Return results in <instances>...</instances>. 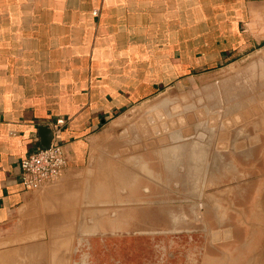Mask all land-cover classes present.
Wrapping results in <instances>:
<instances>
[{
	"label": "crops",
	"instance_id": "1",
	"mask_svg": "<svg viewBox=\"0 0 264 264\" xmlns=\"http://www.w3.org/2000/svg\"><path fill=\"white\" fill-rule=\"evenodd\" d=\"M263 46L264 0H0V228L85 222V196L96 206L124 195L119 214L132 212L133 163L151 152L116 171L103 133L129 106ZM41 126L59 129L67 166L58 187L26 190L20 160L41 146Z\"/></svg>",
	"mask_w": 264,
	"mask_h": 264
},
{
	"label": "rangeland",
	"instance_id": "2",
	"mask_svg": "<svg viewBox=\"0 0 264 264\" xmlns=\"http://www.w3.org/2000/svg\"><path fill=\"white\" fill-rule=\"evenodd\" d=\"M262 100L264 46L129 106L102 139L108 141L104 154L117 163L110 164L114 170L127 171L126 157L137 152L152 154L140 166L133 163L132 212L119 214L130 210L124 195L117 205L106 197L94 206L92 196L83 193L79 209L85 222L69 217L0 228V264H201L207 235L202 197L220 122ZM58 182L43 188L58 187ZM125 183L110 180L102 186L123 194ZM91 186L85 181L78 193ZM94 208L101 210L105 227H91Z\"/></svg>",
	"mask_w": 264,
	"mask_h": 264
},
{
	"label": "water",
	"instance_id": "3",
	"mask_svg": "<svg viewBox=\"0 0 264 264\" xmlns=\"http://www.w3.org/2000/svg\"><path fill=\"white\" fill-rule=\"evenodd\" d=\"M38 132L48 147L53 131ZM202 205L201 264H264V100L221 120Z\"/></svg>",
	"mask_w": 264,
	"mask_h": 264
},
{
	"label": "built area",
	"instance_id": "4",
	"mask_svg": "<svg viewBox=\"0 0 264 264\" xmlns=\"http://www.w3.org/2000/svg\"><path fill=\"white\" fill-rule=\"evenodd\" d=\"M56 128L48 147L38 146L20 160V181L26 190H39L58 181L67 166V156Z\"/></svg>",
	"mask_w": 264,
	"mask_h": 264
},
{
	"label": "bare ground",
	"instance_id": "5",
	"mask_svg": "<svg viewBox=\"0 0 264 264\" xmlns=\"http://www.w3.org/2000/svg\"><path fill=\"white\" fill-rule=\"evenodd\" d=\"M254 104V103H253ZM250 106V105H249ZM246 108V107H245ZM191 113V112H190ZM187 115V114H186ZM189 116V115H188ZM163 117V116H162ZM192 117V116H191ZM161 118V117H160ZM172 118V117H171ZM211 119V118H210ZM220 120V119H219ZM190 121H191V119H190ZM170 123V122H169ZM174 123V122H173ZM161 124V123H160ZM161 126V125H160ZM168 126V125H167ZM162 127V126H161ZM138 128V127H137ZM142 128H144L145 130H146V132H147V127H145V126H143ZM154 128V127H153ZM188 128V127H187ZM166 129V128H165ZM168 129V128H167ZM138 130V129H137ZM186 130V129H185ZM191 130V129H190ZM184 131V130H183ZM155 133V132H154ZM157 133V132H156ZM187 134V133H186ZM153 135V134H152ZM158 138V137H157ZM167 139V138H166ZM144 144V143H143ZM134 145V144H133ZM137 145V144H136ZM155 145V144H154ZM124 147H126V146H124ZM138 147V146H137ZM147 147V146H146ZM155 147V146H154ZM149 148V147H148ZM151 148V147H150ZM169 148H172L174 151H175V149L173 148V147H169ZM157 149V148H156ZM166 149H168V147L166 148ZM166 149H165V151H166ZM177 149H178V147H177ZM176 149V150H177ZM127 150V149H126ZM162 150V149H161ZM160 150V151H161ZM158 151H159V149H158ZM168 151H171V149L169 150L168 149ZM135 152V151H134ZM141 152V151H140ZM164 151H162L161 152V154L163 153ZM138 153V152H137ZM147 153V152H146ZM149 153V152H148ZM165 153H167V152H165ZM162 155H164V154H162ZM133 156H135V155H133ZM157 156H159V154L157 155ZM136 157H140V156H136ZM136 157H135V160H136ZM161 157V156H160ZM121 158V157H120ZM158 158V157H157ZM166 159V158H165ZM127 160V159H126ZM131 160V159H130ZM133 160V159H132ZM137 160H139L138 158H137ZM167 160V159H166ZM168 161V160H167ZM134 162V161H133ZM137 162V161H136ZM139 162H141L140 160H139ZM135 163V162H134ZM166 163V162H165ZM168 163V162H167ZM170 163V162H169ZM145 164V163H144ZM164 165V164H163ZM162 165V166H163ZM137 166V165H136ZM139 166H140V164H139ZM141 168V167H140ZM139 168V169H140ZM142 169H146V168H143V166H142ZM121 170V169H120ZM119 170V171H120ZM149 170V169H148ZM117 171V170H116ZM115 171V172H116ZM118 171V172H119ZM145 171V170H144ZM146 173H147V171H145ZM149 173V172H148ZM150 173H151V171H150ZM119 174L121 175V173L119 172ZM123 174V173H122ZM157 174H159V173H157ZM149 175H151V174H149ZM122 176V175H121ZM128 176V175H127ZM133 176V175H132ZM152 176V175H151ZM129 178V177H128ZM155 179V178H154ZM136 180V179H135ZM157 181H158V179H156ZM128 181H130V180H128ZM133 183V182H132ZM136 183V182H135ZM131 191V193H132V190H130ZM142 191V190H141ZM134 192V191H133ZM121 194V193H120ZM135 196V195H134ZM144 201V200H143ZM105 206V205H104ZM133 206H134V204H133ZM132 206V207H133ZM143 211V210H142ZM144 213V212H143ZM146 213V212H145ZM158 213V212H157ZM156 213V214H157ZM154 216V215H153ZM145 217V216H144ZM157 217V216H156ZM146 218V217H145ZM168 224V223H167ZM126 227V226H125ZM194 229H196V228H194ZM174 242V241H173ZM70 246V245H69ZM51 246H49V248H50ZM6 251V250H5ZM69 255V254H68ZM62 256V255H61ZM6 257V256H5Z\"/></svg>",
	"mask_w": 264,
	"mask_h": 264
}]
</instances>
